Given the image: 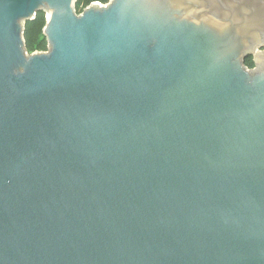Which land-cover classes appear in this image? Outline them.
Here are the masks:
<instances>
[{
  "label": "water",
  "instance_id": "obj_1",
  "mask_svg": "<svg viewBox=\"0 0 264 264\" xmlns=\"http://www.w3.org/2000/svg\"><path fill=\"white\" fill-rule=\"evenodd\" d=\"M76 1L0 0V264H264V0Z\"/></svg>",
  "mask_w": 264,
  "mask_h": 264
},
{
  "label": "trees",
  "instance_id": "obj_2",
  "mask_svg": "<svg viewBox=\"0 0 264 264\" xmlns=\"http://www.w3.org/2000/svg\"><path fill=\"white\" fill-rule=\"evenodd\" d=\"M109 1L110 0H77L75 7L78 13H82L86 7L90 6L94 2L106 4ZM46 22V13L44 11H40L35 19L26 22L24 38L26 49L29 53L48 51V41L44 35ZM245 63L249 68H254L256 66L252 56H249Z\"/></svg>",
  "mask_w": 264,
  "mask_h": 264
},
{
  "label": "rangeland",
  "instance_id": "obj_3",
  "mask_svg": "<svg viewBox=\"0 0 264 264\" xmlns=\"http://www.w3.org/2000/svg\"><path fill=\"white\" fill-rule=\"evenodd\" d=\"M47 16H49V12L47 11V13H46V20H47Z\"/></svg>",
  "mask_w": 264,
  "mask_h": 264
}]
</instances>
